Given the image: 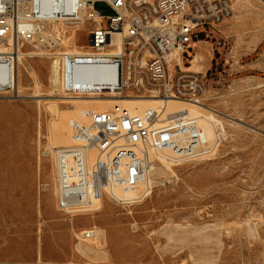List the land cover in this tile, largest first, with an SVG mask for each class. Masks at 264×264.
Here are the masks:
<instances>
[{
  "label": "rangeland",
  "instance_id": "1",
  "mask_svg": "<svg viewBox=\"0 0 264 264\" xmlns=\"http://www.w3.org/2000/svg\"><path fill=\"white\" fill-rule=\"evenodd\" d=\"M228 2L231 16L199 28L182 63L203 55L200 101L219 112L225 131L216 126L206 153L169 163L161 174L151 152L157 167L148 194L126 203L105 195L96 210L72 218L57 208V112L48 101L63 109L61 96L85 93L63 91L58 53H89V24L76 30L75 46L63 42L68 35L54 52L21 46L39 53L23 58L39 78V96L21 64L20 98L0 94V264H264V0ZM96 8L110 14L103 3ZM85 229L96 240H82Z\"/></svg>",
  "mask_w": 264,
  "mask_h": 264
},
{
  "label": "built area",
  "instance_id": "2",
  "mask_svg": "<svg viewBox=\"0 0 264 264\" xmlns=\"http://www.w3.org/2000/svg\"><path fill=\"white\" fill-rule=\"evenodd\" d=\"M105 4L110 14L96 8ZM228 0H0V94L17 100V49L34 44L46 51L82 24L89 53L59 52L65 93L93 92L119 97H149L199 102L207 76L181 67V58L199 28L213 27L231 16ZM78 31V30H77ZM76 31V33H77ZM119 36V43L115 41ZM99 67L97 78L74 81L77 68ZM111 81H100L101 79ZM100 79V80H99ZM120 105V104H119ZM71 143L57 155V208L69 218L105 195L117 202L113 189H149L154 165L149 152L171 149L192 157L207 144L193 116L177 113L159 121L156 109L111 119L108 109L94 112L88 124L70 121ZM96 154L92 162L87 152ZM92 239V229L79 234Z\"/></svg>",
  "mask_w": 264,
  "mask_h": 264
},
{
  "label": "bare ground",
  "instance_id": "3",
  "mask_svg": "<svg viewBox=\"0 0 264 264\" xmlns=\"http://www.w3.org/2000/svg\"><path fill=\"white\" fill-rule=\"evenodd\" d=\"M82 26H84V24L79 25L77 26L75 30H72L70 35L67 36L68 39H65V41H63L66 43L65 45L67 46L76 45L75 44L76 43L75 42L76 30H80ZM115 41L119 43V36H115ZM191 46H196V43H193ZM34 47L40 49L38 45H35ZM84 53H87V52H85L84 50L83 51L80 50V51H77V53L75 54H84ZM32 54H39V53H35L33 51L24 52L20 49V47L17 49V89L21 87L19 71H18L19 64H21L25 68V71L28 73V77H30L33 87L35 88V91L32 94V96H39V93H37L38 91L37 87L40 84L39 78L36 75L35 70L33 68L27 69L23 62L24 56L32 55ZM184 59H185V53L183 54L181 61L183 62ZM202 60H203V55L199 52H195L190 59V64H188L187 66L183 68L187 71L197 72L196 68H200ZM90 67L91 66H83L82 64L81 67L77 68L78 70H76L74 81L83 84L85 79L89 80V78L91 77L97 78L99 75L98 74L99 67L94 66L93 67L94 69L92 71L87 72L88 68ZM56 81H57V78L53 80L54 83H56ZM59 81L62 86V81L61 80ZM100 81L102 82L111 81V83H113V79H110V78H107V80L101 79ZM18 93H19V90H18ZM61 97L63 98L62 101L67 104V106L63 109H60V105H58V102L48 101V99H46L48 102H50V104L51 103L54 104L53 109L57 112V117L55 121L52 122V125H51L52 126L51 134H52V139H53V144H54L51 149L53 152L52 154L54 156L53 160L55 162L54 164L56 167V170H55L56 172H57V166H58L57 155L59 153V148H60L59 145H63L65 143H68L69 141L71 143L72 129L70 127V121L75 120L82 124H88L94 112H100L106 109H108V115L111 119H122L123 117H127V109L132 113H140L143 111L144 108L156 109L159 113V121L161 122H165L169 120L172 115L177 114V113L193 116L197 119L198 126L204 131L207 144L208 145L210 144L209 145L210 148L215 144L217 140L216 139L217 133H216L215 127L216 126L218 127L219 125L221 132L225 131L222 121L216 117L217 113L219 114V112L218 111L216 112L215 110L204 106V104L201 101L188 102V101H183V100H178V99L158 100L157 98H149V97H128V96L116 97V94H113V93H111L110 95H104L102 93H93V92H85L83 95L61 96ZM228 118H231V117H228ZM207 144L197 147L195 153L192 154L191 156H196L202 153H206L207 148L205 149V147L207 146ZM151 152H149L150 155H151ZM154 154H155L156 159H158L162 167L155 166L152 168L157 167L156 168L157 173H160V174L163 171L162 168L168 167L169 163H174V162L176 163L179 159H181L178 157L176 152L172 151L171 149H167V148L159 150V151H155ZM86 155H87L89 162H92L96 157L95 152L92 150L88 151ZM156 169H153V170L155 171ZM152 173L154 174V172ZM150 183H151V177L149 174L148 184ZM113 192H114L113 194L115 195L117 199L122 200L123 203H126V202H132L136 198H139L145 194H148L149 189L145 187L144 185H140L133 190H122L120 188H115L113 189ZM102 199L103 198L97 199V200L93 199L92 203L90 205H87L89 208H87L86 210L97 209L100 205L98 207L94 205H97L98 203H100ZM92 231H93V238H95L96 240L97 232L95 230H92ZM77 246L79 247V244L76 245V247ZM97 249L100 250L98 247ZM4 264H8V263H4Z\"/></svg>",
  "mask_w": 264,
  "mask_h": 264
}]
</instances>
